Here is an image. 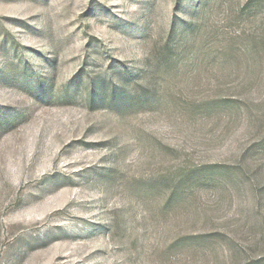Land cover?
Listing matches in <instances>:
<instances>
[{
	"label": "rangeland",
	"instance_id": "obj_1",
	"mask_svg": "<svg viewBox=\"0 0 264 264\" xmlns=\"http://www.w3.org/2000/svg\"><path fill=\"white\" fill-rule=\"evenodd\" d=\"M263 140L264 0H0V264H264Z\"/></svg>",
	"mask_w": 264,
	"mask_h": 264
},
{
	"label": "trees",
	"instance_id": "obj_2",
	"mask_svg": "<svg viewBox=\"0 0 264 264\" xmlns=\"http://www.w3.org/2000/svg\"><path fill=\"white\" fill-rule=\"evenodd\" d=\"M252 86L253 84H238L234 86L235 90H239L238 95L246 91L247 89H244L247 86ZM240 100V99H239ZM217 102L220 104L222 108L233 110L240 108L241 104L240 101H238L236 98L230 99L226 97H218ZM260 145L263 147L264 150V140L260 142Z\"/></svg>",
	"mask_w": 264,
	"mask_h": 264
}]
</instances>
